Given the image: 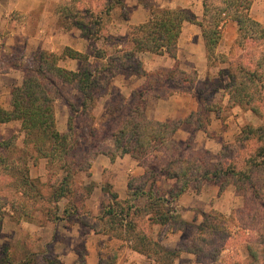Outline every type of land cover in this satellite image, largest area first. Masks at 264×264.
<instances>
[{"label":"trees","instance_id":"16d2710c","mask_svg":"<svg viewBox=\"0 0 264 264\" xmlns=\"http://www.w3.org/2000/svg\"><path fill=\"white\" fill-rule=\"evenodd\" d=\"M123 5L124 0H72L57 8L65 25L77 28L84 38L102 41L91 55L69 46L60 54L41 49L9 65L22 72V80L10 88L9 107L0 106V123L19 122L23 138L19 146L0 137V231L8 212L17 222H33V212L40 211L48 221L79 223L95 234L129 243L149 264H173L184 252L193 254L200 264H239L237 246L242 242L249 264H264V26L249 16L250 0H203L201 21H195L187 9L157 8L146 21L128 26L123 34H107L103 22L107 24L112 10ZM228 16L239 27L237 43L246 47L244 61L216 53L222 21ZM186 20L201 28L209 64L228 62L218 72L228 79L224 85L228 106L245 107L261 120L258 126H242L235 140L223 143L215 156L193 149L189 139L178 142L174 138L184 122L195 129L205 128L201 111L208 95L220 85L219 78L214 86L212 81H198L195 70L186 72L179 67L177 40ZM144 52L166 54L175 63L166 70L146 71L138 59ZM66 58L79 60L80 67L67 69L61 63ZM119 75L141 76L144 82L129 96L116 94L109 99L104 113L108 135L96 139L92 134L96 141L84 150L75 119L93 118L98 99ZM172 93H194L199 109L183 120L156 121L145 116L148 95ZM59 99L69 109L65 132L56 127L55 102ZM98 154L112 162L128 154L144 169V175L129 176L124 200L110 182H103L100 189L109 200L93 214L86 200L97 183L82 177L90 179L91 161ZM39 158L47 161L46 192L44 184L29 172V162L36 164ZM161 177L170 181L165 192L156 184ZM205 183L218 185L219 193L232 185L243 206L228 216L211 209L200 213L198 223L186 221L177 201ZM155 226L180 232L182 242L165 245L154 234ZM98 248V264L116 263L120 247L111 248L107 256ZM45 264L63 263L49 258Z\"/></svg>","mask_w":264,"mask_h":264},{"label":"crops","instance_id":"0c3cea01","mask_svg":"<svg viewBox=\"0 0 264 264\" xmlns=\"http://www.w3.org/2000/svg\"><path fill=\"white\" fill-rule=\"evenodd\" d=\"M72 0H0V29L5 37H0V54L12 47L13 41L19 40L26 49L34 45L41 46L48 51L60 50L54 43H50L49 39L62 40L63 46H69L82 53H87V49L83 46L87 38L82 37L79 31L59 32L53 28L52 20L58 15L56 9L62 4H68ZM176 4L183 9L190 11L195 21L203 19V0H175ZM174 1V2H175ZM159 6L170 4L169 0H159ZM124 11L125 17H120V11ZM12 11L19 12L21 16L29 20L32 17L36 18L35 26L32 27L26 21L22 25H17L15 29L8 28L11 21L10 13ZM249 16L264 26V0H250ZM223 16L224 13H222ZM110 31L117 34H123L130 25L143 23L148 19L147 10L138 0H124L123 7H117L112 10ZM52 25V28L49 27ZM49 35V36H48ZM19 38H16V37ZM48 36V37H46ZM52 37V38H51ZM239 27L235 20L231 17H226L222 21L220 31V39L216 46V53L219 55L230 56L231 60H246V47L235 51V46H238ZM138 59L142 63L143 69L149 72L166 70L173 66L175 59L168 55H157L150 52L138 54ZM176 60L179 67L186 72L195 70L197 80L200 82L211 81L213 78H219L220 85L215 91H212L208 98L209 105H216V108L207 107L202 112V119L205 128L195 129L193 124L184 122L177 129L174 138L178 142H184L187 139L193 149L218 151L223 143H231L240 134L242 126L246 123L253 125L260 124V119L249 109L240 105L228 106L229 96L225 91L224 85L228 81L226 75H219L218 72L224 70L228 62H211L207 59L205 41L202 35L201 28L192 20L183 22L181 34L177 40V56ZM76 59L66 58L62 61L64 67L70 64H76ZM77 68H71L76 71ZM22 75L16 68L9 67L8 71L0 73V106L3 108L9 107L10 88L20 84ZM144 82L141 76H116L112 86L118 94L129 96L131 92L139 88ZM109 101V100H108ZM107 101V102H108ZM105 102V103H107ZM107 104L104 105L106 108ZM200 107L199 98L194 93H172L168 96L158 97L150 94L145 100V116L148 119L156 121H165L168 119L183 120L189 115L196 112ZM63 117L56 113L57 129L62 132L67 126V111L63 113ZM19 122L12 121L8 123H0V132L11 127L19 129ZM103 157V158H102ZM102 163V166H98ZM101 168L100 177L96 176L95 168ZM92 179L97 183L95 192L98 189V183L103 177L108 179L113 185V189L118 194L120 200L127 197V182L129 176H142L144 169L138 165L137 161L128 154L118 155L112 162L109 157L103 154H98L92 161L91 166ZM112 175H109V174ZM109 175V176H108ZM164 179V177H161ZM107 181V180H106ZM103 182V181H102ZM101 191V189H100ZM166 190H164L165 192ZM223 202L222 205L219 204ZM241 197L237 195L232 185H228L222 193H219V186L216 184L205 183L199 190L189 189L180 196L177 204L183 207L181 211L182 217L186 221L200 222L201 215H194L196 209L203 211L217 209L222 212H229L231 209L241 205ZM34 222V221H33ZM33 222L20 221L22 229H27V232L37 234L44 228L40 224ZM63 222V221H61ZM50 224V223H49ZM59 225V223L57 224ZM65 225V224H63ZM48 226V225H47ZM66 233H71L74 230L82 232V239L85 244V263L98 264L99 249L97 242L99 239H107L110 244L116 243L118 250V258L115 264H148L147 259L135 252L129 246V243L118 239L109 238L106 235L95 234L90 228L82 225H67L62 226ZM171 234V233H170ZM175 237H180V232L172 233ZM174 239V238H173ZM167 238L163 243L169 247L177 242L168 245ZM71 253L75 254L73 242L71 243ZM240 252V250H239ZM218 263V262H217ZM173 264H200L196 262L195 256L191 253H182Z\"/></svg>","mask_w":264,"mask_h":264},{"label":"rangeland","instance_id":"374dc122","mask_svg":"<svg viewBox=\"0 0 264 264\" xmlns=\"http://www.w3.org/2000/svg\"><path fill=\"white\" fill-rule=\"evenodd\" d=\"M139 3L143 5V7L147 10V15L148 18L151 15V11L157 8H176L179 7L176 4L175 0H169L170 4H166L162 7L159 6V0H138ZM175 1V2H174ZM65 4H62L60 6H63ZM59 7V6H58ZM57 7V8H58ZM82 11V9H81ZM57 13V9H56ZM58 14V13H57ZM11 16V21L8 24V28L10 29H15L17 25H22L26 21H28L30 27V31H32V27L35 26L36 23V18L32 17L29 20L24 19L19 12L12 11L10 13ZM120 17H125L124 11H120L119 13ZM111 20V17H110ZM106 24L103 22V29L104 32L107 34H117L115 32L110 31V23L111 21ZM52 25L53 28L56 29L59 32H71V31H79L75 27H69L65 25V23L59 18V15L56 16V18H53L52 20ZM52 25L49 27L52 28ZM52 28V29H53ZM80 34V31H79ZM49 36V35H48ZM46 36V37H48ZM0 37H5L1 33L0 29ZM16 38H19L18 36ZM52 38V37H51ZM51 42L54 43L55 45L57 44L58 48L60 50L58 51H52L55 53L60 54L63 50L64 47L62 44V40L57 41V39H49ZM12 47L9 49H6L5 51H1L0 54V73L4 71H8L9 65L12 63L14 60H20V59H27L30 58L31 54L36 51V50H41L43 49L41 46L36 47L35 44L30 46L28 49L23 46V44L19 43V40L13 41ZM245 43V42H244ZM84 47L88 50V54L94 53V51L102 45V41H94L92 39H88L83 43ZM239 44V43H237ZM240 46H235V51L238 52ZM46 50V49H45ZM62 63V62H61ZM215 63V62H214ZM63 65V64H62ZM81 62L77 60L76 64H70L68 65L67 69L73 68H78L80 67ZM20 71V70H19ZM20 74L22 75V72L20 71ZM114 80V79H113ZM113 80L110 83V87L108 90L98 99L94 109L92 110V116L93 118L87 117V116H82L79 117L78 119L76 118V127H78L79 134H82L81 136V145L83 149H89L90 146H92L96 139H101L105 138L108 133L107 130H109V123H106V119L104 116L105 113V107L107 102L111 97L114 98L116 94H118L115 91V87L112 86ZM213 85L215 86L218 83V78H213L212 80ZM209 96V95H208ZM10 100V97H9ZM205 107H210V108H216V105L212 104L209 105L207 102L205 103ZM67 111V115L69 113V109L63 99L56 100L55 102V117L56 113L58 115L63 117V113ZM202 116V115H201ZM203 121V119L201 118ZM197 122H195V125ZM261 124V120H260ZM258 124V125H260ZM256 125V126H258ZM57 127V123H56ZM67 129V126H66ZM66 129L62 132H65ZM97 136V138H93V136ZM0 137L1 138H6V139H12L15 143H17L19 146L22 144V133L18 130L15 129V127H11L7 130H3L0 132ZM204 150H199V151H205ZM210 151V150H208ZM218 151H210L211 154L214 156L217 154ZM101 155V154H100ZM97 156V155H96ZM95 156V157H96ZM94 157V158H95ZM93 158V159H94ZM103 158V157H102ZM92 159V161H93ZM92 161H91V166H92ZM46 159L45 158H39L36 164H33L32 161L29 162V172L31 177L33 178H38L41 183H43V191L46 192L47 189V181L49 179V172L47 170V164H46ZM98 166H102V163H99ZM96 167V176L100 177L99 173L101 171V168ZM92 173V172H91ZM109 175H112L111 173ZM108 175V176H109ZM82 177V176H81ZM86 182L89 180L93 181L92 176L90 179H86L85 177H82ZM108 179L103 177L101 182L98 183V189L97 191H93L91 197L86 200V207L93 213L96 214L98 213L101 203H106L109 200V197L105 194H103L100 191L101 184L103 182H107ZM103 181V182H102ZM95 182V181H94ZM158 186L162 189V192L164 190L169 189L170 181L166 179L160 178L157 183ZM97 187V186H96ZM95 190V189H94ZM239 195V194H237ZM241 197V195H239ZM241 205L239 207L243 206V200L241 197ZM223 202H220L219 204L222 205ZM179 205V204H178ZM62 206V204H61ZM236 207V208H239ZM236 208L231 209L229 212H221L225 216H228L229 214L233 213ZM180 211L183 210V207L179 206L178 208ZM217 210V209H216ZM209 211V210H207ZM233 211V212H232ZM33 212V211H32ZM10 212H8L7 215L3 217L2 221V227L0 231V264H45L46 259L49 258H54L57 259L58 261L62 262L63 264H84L85 263V244L82 239V232L79 230H74L71 233H66L62 226L69 225L66 222H51L45 219L44 214H42L40 211L33 212V217H34V222L36 224H40L41 226H44L40 230V233L37 234L36 232L30 233L27 232V229H22L20 226V221H25V220H20L16 221L14 217H11ZM194 215H201L200 214V209H196L194 211ZM28 222V221H27ZM50 223V224H49ZM59 223V225H57ZM65 224V225H63ZM74 225H78L79 223H73ZM48 225V226H47ZM72 225V224H71ZM80 225V224H79ZM153 232L155 235L159 234L162 242L167 238V243L168 245H172L171 243L177 242L174 245L180 244L182 242V235L180 233V237H175L171 231L168 230V228H159L158 226L153 227ZM255 232V231H253ZM250 233V236H252L255 233ZM171 233V234H170ZM164 234L166 235L164 237ZM174 238V239H173ZM237 242H242V237L240 235L237 236L236 238ZM73 242L74 248H75V254L72 255L71 253V243ZM172 245L171 247H173ZM245 244L242 242L238 244L237 250H238V260L239 264H249V259L247 258V254L245 251ZM97 246L102 248L101 254L102 255H108V252L110 251L111 248L116 247V243L110 244L107 239H99L97 242ZM99 249V248H98ZM240 250V252H239ZM149 264V262L147 261ZM231 263V262H230ZM214 264H223L222 262H216Z\"/></svg>","mask_w":264,"mask_h":264}]
</instances>
